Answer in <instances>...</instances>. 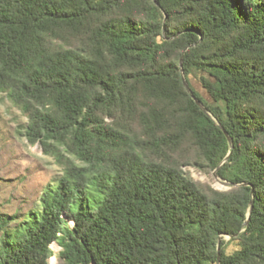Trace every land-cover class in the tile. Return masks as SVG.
Masks as SVG:
<instances>
[{"label": "trees", "instance_id": "obj_1", "mask_svg": "<svg viewBox=\"0 0 264 264\" xmlns=\"http://www.w3.org/2000/svg\"><path fill=\"white\" fill-rule=\"evenodd\" d=\"M0 93L62 170L0 264H264V0H0Z\"/></svg>", "mask_w": 264, "mask_h": 264}, {"label": "rangeland", "instance_id": "obj_2", "mask_svg": "<svg viewBox=\"0 0 264 264\" xmlns=\"http://www.w3.org/2000/svg\"><path fill=\"white\" fill-rule=\"evenodd\" d=\"M203 74L193 72L189 76L191 87L205 101L209 97L200 86ZM182 79L185 78L182 77ZM186 82V81H185ZM187 84V83H186ZM28 120L25 115L14 107L4 94L0 93V214L7 215L9 222L5 228L12 232L26 226L40 212V196L55 186L62 175L52 157L46 156L40 146L31 144L25 137ZM173 130L179 132L180 124L171 123ZM180 141L173 145L165 162L178 166L188 173L196 183L219 192H236L238 185H232L201 167L200 154L189 137H177ZM1 236V235H0ZM227 254L239 248L238 241L224 237ZM52 257L49 264H62L58 259L60 247L51 244Z\"/></svg>", "mask_w": 264, "mask_h": 264}, {"label": "water", "instance_id": "obj_3", "mask_svg": "<svg viewBox=\"0 0 264 264\" xmlns=\"http://www.w3.org/2000/svg\"><path fill=\"white\" fill-rule=\"evenodd\" d=\"M183 85L185 87V89L187 90V92L190 94L191 99L195 102V104L205 112V109L201 106L200 102L192 95V93L190 92V89L188 88L186 82L184 81V79H182ZM226 135V134H225ZM230 143V140H228ZM218 251V248H217Z\"/></svg>", "mask_w": 264, "mask_h": 264}]
</instances>
